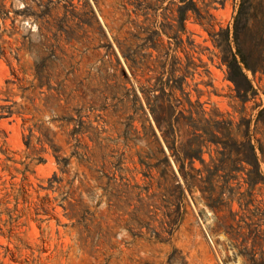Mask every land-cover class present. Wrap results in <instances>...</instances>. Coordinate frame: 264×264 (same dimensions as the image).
<instances>
[{
    "label": "rangeland",
    "instance_id": "obj_1",
    "mask_svg": "<svg viewBox=\"0 0 264 264\" xmlns=\"http://www.w3.org/2000/svg\"><path fill=\"white\" fill-rule=\"evenodd\" d=\"M40 2L51 8L43 19L19 14L13 25L16 10ZM252 2L247 52L264 48V0ZM238 4L5 0L0 264H264V121L254 129L264 76L245 69L263 99L254 110L261 98L236 97L211 37H225ZM153 87L185 115L233 120L234 129L218 132L223 161L214 144L203 146L205 164L195 159L208 187L218 164L213 190L180 172L148 105ZM252 115L262 150L249 175L253 166L235 155V125ZM187 123L181 141L192 136ZM207 196L220 199L217 208Z\"/></svg>",
    "mask_w": 264,
    "mask_h": 264
},
{
    "label": "trees",
    "instance_id": "obj_2",
    "mask_svg": "<svg viewBox=\"0 0 264 264\" xmlns=\"http://www.w3.org/2000/svg\"><path fill=\"white\" fill-rule=\"evenodd\" d=\"M36 6L42 9L38 10L34 5H23L21 9L15 11V18H13V25L17 19V15H23L28 17L34 15L37 19H43L48 14L51 8L48 3H36ZM254 4L252 0H239L237 12L233 19L232 27H228L223 31L224 38L218 39L217 33L211 34L216 46H221L222 61L227 65V79L234 85L236 97L241 102L246 103L250 98L260 97V88L256 87L252 80L248 77L245 69L249 70L254 76L260 72V79L264 76V48L250 47L247 51H244L245 37L250 31V22L253 18L252 9ZM0 8L2 11V18L5 20L9 17V9L5 5V0L0 2ZM2 34H0L1 38ZM263 37V36H262ZM223 41L224 43H221ZM222 44H224L222 46ZM125 59L130 63L131 68L138 67L139 61L130 49L123 50ZM4 51L1 52L3 54ZM255 57V58H253ZM252 58V59H251ZM156 87L148 88L145 90L147 96L148 105L155 118L158 128L162 132L164 141L168 147L173 151L176 161L180 164V172L185 178L188 185L195 183L199 184L202 192L206 190H213L214 177L218 171V164H215V171L212 172V177H209L210 187L205 185V178L203 171L194 166L195 159H198L202 164H205L203 158V146L214 144L218 147L217 153L221 155L219 158L220 163L223 161V155H225V148L219 149V146L225 144L222 142V137L218 134L219 130L234 129L233 120L227 119H215L206 117L205 111H196L197 117H194V111L189 109V115H185L183 110L178 109V105L171 103V98H167L168 106L165 105L166 101L164 96L157 95L155 92ZM166 94V93H165ZM191 104V103H190ZM263 104L257 103L253 109H257ZM171 109V117H167V111ZM241 113L244 112V108L241 109ZM174 117V118H173ZM254 115L250 118L241 116L239 122L235 125V131L240 140L236 142L237 149L235 155L239 162H246L253 166V169L248 172L249 175L253 174L254 164L258 163L257 148L262 150V143L258 139L259 147L253 142L251 134V124ZM181 119H186L187 124L192 127V136L186 141H181V135L179 134ZM264 121V105L258 109L257 115L254 120V129L257 130L259 123ZM28 144V143H27ZM188 161V163H186ZM244 168V167H243ZM210 206L217 208L220 199L207 196Z\"/></svg>",
    "mask_w": 264,
    "mask_h": 264
}]
</instances>
